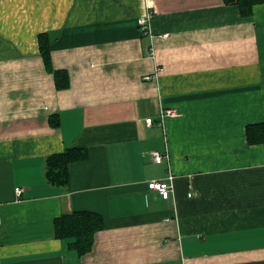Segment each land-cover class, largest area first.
<instances>
[{"label": "crops", "instance_id": "1", "mask_svg": "<svg viewBox=\"0 0 264 264\" xmlns=\"http://www.w3.org/2000/svg\"><path fill=\"white\" fill-rule=\"evenodd\" d=\"M78 211L87 253L55 231ZM0 264H264V0H0Z\"/></svg>", "mask_w": 264, "mask_h": 264}, {"label": "trees", "instance_id": "2", "mask_svg": "<svg viewBox=\"0 0 264 264\" xmlns=\"http://www.w3.org/2000/svg\"><path fill=\"white\" fill-rule=\"evenodd\" d=\"M228 4L238 5L240 12L244 16H249L253 12L254 5L263 0H225ZM41 52L46 65L50 63V46L47 35H39ZM58 88L63 89L69 86V76L64 70L55 71ZM51 123L59 125V118L53 116ZM85 157L83 148H68L62 153L52 155L47 160L46 175L54 184L65 186L68 183V164L72 161ZM104 226L101 215L89 211H78L68 215H62L55 219L56 235L63 239H73L70 243L79 253L89 252L94 243L97 231Z\"/></svg>", "mask_w": 264, "mask_h": 264}, {"label": "built area", "instance_id": "3", "mask_svg": "<svg viewBox=\"0 0 264 264\" xmlns=\"http://www.w3.org/2000/svg\"><path fill=\"white\" fill-rule=\"evenodd\" d=\"M148 1V0H144ZM154 13L150 9H145V12L138 18V23L140 26V29L144 32H147L150 27V21L153 18ZM145 78H151V76H147ZM173 111L170 109H167L165 111H162L161 115L166 116V115H173ZM146 123L148 125H151L153 123V119L147 118ZM153 157L156 162H161L163 159V156L160 152L154 151L153 152ZM148 188L151 190L156 191L159 193L163 198L168 199L172 196L174 192V174L171 173L166 179L162 180H151L148 182ZM24 191L23 187H16L15 192L17 196H21Z\"/></svg>", "mask_w": 264, "mask_h": 264}]
</instances>
